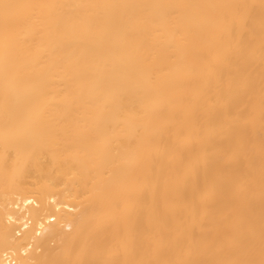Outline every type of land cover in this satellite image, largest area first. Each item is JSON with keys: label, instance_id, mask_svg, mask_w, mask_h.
<instances>
[{"label": "bare ground", "instance_id": "obj_1", "mask_svg": "<svg viewBox=\"0 0 264 264\" xmlns=\"http://www.w3.org/2000/svg\"><path fill=\"white\" fill-rule=\"evenodd\" d=\"M0 264H264V0H0Z\"/></svg>", "mask_w": 264, "mask_h": 264}]
</instances>
